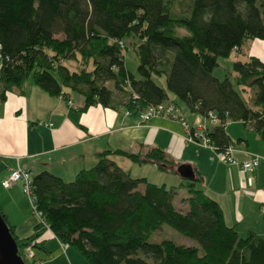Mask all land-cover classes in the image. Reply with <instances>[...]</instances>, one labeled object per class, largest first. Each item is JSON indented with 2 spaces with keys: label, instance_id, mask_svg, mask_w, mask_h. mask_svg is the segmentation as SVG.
<instances>
[{
  "label": "trees",
  "instance_id": "1",
  "mask_svg": "<svg viewBox=\"0 0 264 264\" xmlns=\"http://www.w3.org/2000/svg\"><path fill=\"white\" fill-rule=\"evenodd\" d=\"M174 2L0 0V102L11 91L22 93L31 80L50 96L61 94L68 100L79 94L82 110L99 104L125 108L137 117L162 102L179 109L155 82L165 76L167 91L178 101L192 113L216 120L204 135L218 156L231 145L225 131L229 122L251 128L264 142V59L248 54L250 42L264 40V4L190 0L187 11L177 14ZM129 37L137 42L129 46L137 54L138 76L124 64V40ZM232 52L247 53L246 60L233 62L234 79L213 76L218 58ZM69 61L76 62L75 69ZM108 81L111 86L105 85ZM247 90L250 96L244 97ZM181 118L188 129L176 120L189 141L191 129L202 122L190 125ZM191 142L202 145L199 139ZM136 149L103 150L93 166L67 182L48 170L33 175L32 208L39 221L29 236H17L0 209L21 257L33 243L35 257L29 262L22 257L26 264H41L37 250L51 253L37 241L47 229L87 264H264V239L255 231L240 237L226 223L217 200L203 189L197 168L176 184H154L132 177L114 157L152 164L174 176L181 163L159 146L141 143ZM181 188L187 190L180 198L184 211L174 204ZM163 225L197 246L169 238L150 241Z\"/></svg>",
  "mask_w": 264,
  "mask_h": 264
},
{
  "label": "crops",
  "instance_id": "2",
  "mask_svg": "<svg viewBox=\"0 0 264 264\" xmlns=\"http://www.w3.org/2000/svg\"><path fill=\"white\" fill-rule=\"evenodd\" d=\"M261 44L254 46L253 52L248 46V54L264 59V43ZM23 90L22 93L11 91L0 102V209L14 226L17 236H29L36 222L30 218L29 204L21 184L16 182L7 188L2 187L10 171L19 167L35 175L48 170L69 181L79 170L93 166L101 151H134L143 143L163 148L168 156L181 163L177 169L187 167L194 171L197 168L204 178L203 189L217 200L226 223L233 225L240 237V232L245 236L255 231L264 239V161L259 167L242 174L238 166L223 163L208 146L201 145V151L206 152L201 157H185V148L190 147V143H199L185 140L186 131L182 126L176 130L175 125L180 126L176 119L152 117L140 123L136 116L127 115L125 108H105L99 104L82 110L83 98L79 94L72 93L68 98L71 100L69 104L60 95H48L31 80L25 83ZM178 114L189 119L190 125L202 122L201 117L197 118L199 114L183 113L180 105ZM236 143L239 146L233 145V156L238 161L258 155L249 151V141L239 138ZM121 158L114 157L119 166ZM143 165H149L147 172L159 173L166 179L169 176V184L172 185L183 178L179 172L174 176L160 173L155 165ZM143 165L130 162L127 167H121L131 173L135 166ZM134 177L149 180L146 175ZM260 227L263 229L261 233L258 231ZM37 241H42L45 249L51 252L36 251L41 264L72 262L69 258L72 249L60 243L51 230H45Z\"/></svg>",
  "mask_w": 264,
  "mask_h": 264
},
{
  "label": "rangeland",
  "instance_id": "3",
  "mask_svg": "<svg viewBox=\"0 0 264 264\" xmlns=\"http://www.w3.org/2000/svg\"><path fill=\"white\" fill-rule=\"evenodd\" d=\"M189 2H190V0H175L172 8H173L174 12H176L177 14L185 13L187 11L186 7H187V4H189ZM261 2H262V4H264V0H261ZM263 12H264V7H263ZM181 31L183 32V30H181ZM56 36L62 37L59 34H57ZM124 43L126 46L128 45L127 49L124 50V52H123L124 53V64L126 66V69L129 70L132 74L138 76L137 66L139 63H138L137 54L135 53L133 48L129 46L130 44L137 43L136 38H133V37L130 38L129 37L126 40H124ZM261 43H264V40L255 39L254 41L250 42L248 44V46L250 48H252V52H253V50H255L254 46L262 45ZM246 57H247V53L243 54L240 52H235V53H231L229 57L218 58L219 65L214 68L213 76H215L218 79H222L225 76H227L232 81L234 79V75H235L234 71L232 70L233 62H235V60H238V59L239 60H246L247 59ZM67 64L71 69H75V67H76L75 66L76 62L69 61V62H67ZM155 82L160 87L162 86L163 88H165V90L168 94L169 100L174 99L177 101V103L180 105V108L183 111V113L184 112H186V114L190 113L194 116L198 115L196 113L190 112L186 108L185 104H182L180 101H178L175 98L174 94H171L169 91H167L166 84H165V76L155 78ZM105 85L111 86L112 82L108 81ZM248 94L250 96V92L247 90L243 96L247 97ZM245 99L247 100V98H245ZM199 117H201L202 124H204L205 126L211 125L209 118H207V117L204 118L200 115L197 116V118H199ZM187 121H190V120L188 119ZM175 126H176V130L181 129V125L179 126V124H177ZM225 131H226V134H228L230 136L232 145L239 146V144L236 143L239 138H241L242 140H247L251 144V146L249 147V151L251 150L253 152H257L259 156L264 157V142L257 138L258 137L257 134L251 128L244 127L243 124L240 122H231V123L229 122V123H227ZM185 135H187V134L185 133ZM189 142H191V141H189ZM196 144H198V143H196ZM198 145H200V144H198ZM198 145H194V144L192 145L190 143V147L185 148L184 156L186 157V156L191 155V156H195V157H197V156L201 157V156L205 155L206 152L201 151L202 146L201 145L198 146ZM120 161H121V162H119L120 167L121 166L127 167L126 164L131 162V161L127 160L125 157H122ZM263 161L264 160L262 159L261 162H263ZM148 166L149 165L135 166L136 168L133 169V172L130 173L131 176L132 177L137 176V174H141L142 176L146 175L149 179L148 181H150L154 184L155 183H157V184H163V183L169 184V182L171 180V179L168 180L169 176H167L168 179H166V177L163 178V176H161V174H159V173L156 174V172H155L153 174L151 172H147L146 168H148ZM178 190H179L178 196L175 197L174 204H175V206H177V210L179 209L180 211H184L186 206L184 204H182V202L180 201V198L187 196V190H185L184 188H181ZM25 198L29 204V209H30L29 213L31 214L30 218H32V220H34V222L37 223L39 221L38 215L34 212L33 208L31 207V204H30L28 197H25ZM35 218H36V220H35ZM258 231L261 233L263 231V229L260 227V228H258ZM152 234L153 235L150 237V241H152V242H158L161 239H168L169 238L172 241H174L176 244H184L187 246H190V245L197 246V243L194 240H192L191 238L189 239V238L185 237L183 234L178 233L177 231H175L174 229H172L170 226H167V225H163L160 229H158L156 232H154ZM240 235H241V237H243L242 232H240ZM72 255H73L74 259H72ZM22 257L25 259V261L29 262V260L25 258L24 254L22 255ZM34 257H35V253H34ZM69 258L71 259L72 264H87L85 259H82V257L78 254V252L73 248H72V250L69 251Z\"/></svg>",
  "mask_w": 264,
  "mask_h": 264
},
{
  "label": "built area",
  "instance_id": "4",
  "mask_svg": "<svg viewBox=\"0 0 264 264\" xmlns=\"http://www.w3.org/2000/svg\"><path fill=\"white\" fill-rule=\"evenodd\" d=\"M61 96V94H60ZM68 103H71V100H68ZM179 109L178 106H176L174 103L171 102H162L157 105H151L146 107L145 109L141 110V112L138 113L137 118L140 123H145L152 119V117H168L171 119H177L179 122L182 123L183 126H185V129H188V125L183 122L181 116L178 114ZM127 115H130L129 112L126 111ZM210 123H215L216 120L211 116L210 118ZM49 126H53L52 123H48ZM207 125L205 126L204 124H197L194 128L191 129V135L188 138L189 141L192 139H199L201 144L203 146H210V140L209 138L204 135L205 129ZM190 131V130H188ZM211 147V146H210ZM234 148L233 145H229L228 148L224 151H222L219 156L220 159L223 163L227 165H236L239 167L240 172L242 174H245L257 167H259L261 160H264L263 156L259 155H254L248 160H243V161H238L234 156H233ZM32 177L33 175L29 170H24L22 168H15L14 170L10 171L9 175L3 181L2 187H9L12 184H16V182L21 184L22 187V192L25 195V197H28L31 207L32 203L34 201L33 197V189H32ZM263 212H264V205H263ZM32 245H29L28 247L25 248V253L24 256L26 259L30 260L34 257V250H32Z\"/></svg>",
  "mask_w": 264,
  "mask_h": 264
},
{
  "label": "water",
  "instance_id": "5",
  "mask_svg": "<svg viewBox=\"0 0 264 264\" xmlns=\"http://www.w3.org/2000/svg\"><path fill=\"white\" fill-rule=\"evenodd\" d=\"M179 168L178 172L183 178H190L192 170L184 167ZM0 264H26L19 254L16 241L9 230L8 224L0 214Z\"/></svg>",
  "mask_w": 264,
  "mask_h": 264
}]
</instances>
